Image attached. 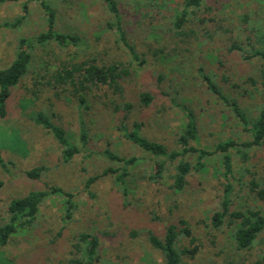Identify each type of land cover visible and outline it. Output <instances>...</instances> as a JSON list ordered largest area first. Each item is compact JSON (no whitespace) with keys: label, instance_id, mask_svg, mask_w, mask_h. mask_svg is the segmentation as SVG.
Here are the masks:
<instances>
[{"label":"rangeland","instance_id":"obj_1","mask_svg":"<svg viewBox=\"0 0 264 264\" xmlns=\"http://www.w3.org/2000/svg\"><path fill=\"white\" fill-rule=\"evenodd\" d=\"M47 1L57 11L59 26L63 30L76 29L81 36L87 31V46L78 51L72 48L67 51L71 54L78 52V61L95 57L105 63L130 61L127 50L118 40L117 32L107 30L100 24L110 19L102 0H72L68 4L62 0ZM117 1L128 40L136 46L139 53L145 54L144 58L148 61L140 70L135 67L138 73L131 79L134 111L127 125L131 127L134 121L144 123V135L175 148L176 135L184 116L167 96L171 95L196 114L201 147L210 150L219 142L228 139L246 141L248 137L243 123L228 103L220 101L206 90L198 69L204 66L206 72L214 76L229 101H237L247 117L253 119L259 116L264 109V87L261 85L259 74L264 67V60L257 58L245 62L242 61L241 53L229 55L227 50L230 43L237 42L243 44L242 48L248 51V36H252V44L262 47L256 39L260 33L249 35L247 31L252 28L261 29L264 34V0L207 1L206 6L212 11L203 8L198 11V16L208 15L219 19L212 31L216 30L212 43L207 37L192 42H181L168 35L169 28H172V17L181 9L183 0ZM26 2L27 0H0V69L7 68L12 62L20 37L35 35L46 29V15L37 1L29 3V15L19 29L1 27L3 23L24 15L23 4ZM244 15L248 18L242 20ZM151 16L154 17L153 21L150 20ZM193 24L189 26L191 29ZM194 28L196 29V26ZM159 31L162 37L154 39L153 34ZM98 36L103 37L100 42H97ZM212 44H218L220 61L225 64L224 68L216 60L207 59ZM152 47H163L166 52L176 57L170 62H162L153 56V51H150ZM53 48L58 57L60 51H57V47ZM40 54L41 51L38 50L36 67L42 62L39 60ZM63 57L64 52L61 51L59 59ZM52 58L55 56H52L50 61L55 60ZM160 75L165 77L161 83L158 82ZM224 76L231 81H224ZM33 77L29 76L22 87L18 88L16 97L26 96L27 90L35 83ZM142 88L152 91L156 96L157 102L151 108H142L136 99ZM177 92H180V95ZM104 93V90L94 89L92 97L89 96L90 110L82 107L71 91L63 92L60 97L52 99L49 103H46L43 97L29 109L28 112L45 110L53 114L54 122L65 127L75 141L81 120L85 122L89 140L87 150L67 165L62 163L60 149L54 139L22 115L17 106V98L11 101L9 116L0 121V153L7 161H13L15 167L10 174L0 169V224L7 220V207L11 200L25 196L31 191L57 186L76 196L78 210L74 222L66 223L63 221L60 199L52 197L42 205L38 243L44 246L52 244L61 231L62 237L51 250L42 249L43 257L39 264H67L70 259V241L82 227H89L101 239L98 264H163V258L148 241L147 231L161 235L165 222L185 218L197 229L201 247L196 258L185 259L184 264H230V260L234 264H264V235L252 252L238 254L233 249L226 227L213 231L210 224L205 225L206 221H209L208 217L220 209L221 180L214 170L218 166L216 158L208 160L209 172L204 176L197 173L192 175L190 191L196 193L194 196L192 193L168 196L164 190L159 192L160 188L156 185L142 180L137 194L128 202L110 176L100 178L92 186L91 192L95 197L85 191V183L89 177L100 175L109 167H116L114 163L98 155L107 148L120 156L142 158V175H148L152 170V158L127 141L122 131H118L117 117L112 116V110L102 104ZM92 98H95V102ZM22 141H25L27 146H24ZM90 153L93 155L87 158ZM247 154L248 160L245 161L233 151L235 176L237 180L242 176L246 185L252 180V175L257 178L264 174V146L248 150ZM36 167H44L40 179L28 178L26 172ZM233 183L239 204L264 211V205L254 200L244 184L240 182L243 186L241 190L238 182L234 180ZM176 201L179 202V208L170 211ZM156 216L162 217L161 220L152 221ZM17 251L25 252V243L20 239L13 241L6 248H0V252L7 256H15Z\"/></svg>","mask_w":264,"mask_h":264},{"label":"trees","instance_id":"obj_2","mask_svg":"<svg viewBox=\"0 0 264 264\" xmlns=\"http://www.w3.org/2000/svg\"><path fill=\"white\" fill-rule=\"evenodd\" d=\"M31 1L40 2L46 15V29L35 35L20 37L12 62L7 68L0 69V121L7 119L9 105L14 98H17V106L22 115L36 126L41 127L54 139L60 149L61 161L67 165L76 156L85 153L87 150L89 140L85 122L81 120L75 141L65 127L54 122L55 116L53 114L51 115L45 110L28 111L36 102L38 104L43 97L46 99V103H49L66 91H71L72 96L78 99L80 105L90 110L89 96L93 94L94 89L104 90L102 104L110 111L112 110V116L117 117L118 131H122L127 141L152 158V170L148 175H142L140 171L142 158L120 156L107 148L98 155L114 163L116 167H109L102 174L89 177L85 183V191L91 197H95L91 192L92 186L100 178L110 176L128 202H131V199L137 194L142 180L156 185L160 188L159 192L162 193L164 190L168 196L189 195L191 193L194 196L196 193L190 191L192 175L197 173L204 176L205 173L209 172L208 160L216 158L219 167L216 166L214 170L221 180L220 209L208 217L209 221H206L205 225L210 224L213 231H220L226 227L229 230V236L236 253L248 254L252 252L256 245L262 241L261 238L264 235V211L260 208L254 209L238 203L233 181L244 184V178L241 176L237 180L235 176L233 151H236L246 161L248 160V150L264 146V109L256 118L247 117L239 108L238 102L229 101L226 93L216 83L214 76L207 73L206 68L201 66L198 69V74L203 79L206 90L220 101L231 106L233 113L243 123L248 139L243 142L228 139L219 142L210 150L201 147L196 114L184 103H179L176 97L167 95L171 98L172 104L178 107L184 116V121L176 135L175 148H170L166 143L144 135V123L134 121L131 127L127 125L129 117L134 111L132 104L134 98L130 88L131 79L138 73L135 71V67L140 70L147 65L148 61L144 58L145 54L139 53L136 46L128 40L122 24L118 1L102 0L110 19L100 24L104 25L107 30L117 32L118 40L127 50L130 61H113L110 63H105L97 57L78 61L76 58L78 52L67 53L71 48L78 51L81 47L87 46L89 42L86 36L87 31L83 32V36H81L76 29H72V31L63 30L59 26L57 11L47 0H27L23 4L24 15L14 21L3 23L1 27L11 30L19 29L29 15V3ZM62 1L68 4L72 0ZM207 1L209 0H183L181 9L176 11L172 17V28H169L168 35L181 42L188 40L192 42V40H201L207 37L212 43L215 40L216 30L212 31L219 19L208 15L198 16V11L200 12L203 8L208 9L209 12L212 11L210 7L206 6ZM150 18L151 21L154 20L153 16ZM247 18L248 16L244 15L242 20ZM194 19L196 20L194 21ZM192 23L194 24L191 29L189 26ZM247 32L249 35L256 32L260 33L256 39L264 47V34L261 29L252 28ZM153 37L154 39L161 38V31L153 34ZM96 39L97 42H100L103 37L98 36ZM246 43L249 46L248 51L242 48L243 44L230 43L231 45L227 50L228 54L241 53L242 61L245 62L257 58L264 60V48L252 44V36L246 38ZM218 44L211 45L207 59L216 60L224 68L225 64L220 61L221 55ZM53 47H57V51H60L58 57L57 52L53 51ZM38 50L41 51L39 60L42 62L36 67ZM61 51L64 52L63 59H59ZM150 51H153V56L162 62H170L176 57L166 52L163 47H152ZM52 56H55L52 58L55 60L50 61ZM57 62L59 64L54 65ZM259 74L261 85L264 87V67ZM31 75L34 76L33 79L35 80L33 87L27 90L26 96L22 95L18 98L17 95L16 97L18 88H21L24 81ZM164 79L165 77L160 75L158 82L161 83ZM224 81L229 83L231 80L224 76ZM177 94L180 95V92ZM45 95H48L47 98ZM92 99L95 102V98ZM136 99L142 108L146 109L151 108L157 102L153 92L145 88L140 89ZM183 99L185 98L183 97ZM22 142L24 146H27L25 141ZM92 155L93 153L87 154V158ZM14 167L15 163L7 161L0 153V169L6 174H10ZM43 171L44 167H36L26 172V176L39 180ZM242 184H240L241 190H243ZM244 186L256 202L264 205V174L257 178L252 175V180ZM52 197L61 200L63 221L66 223L74 222V216L78 210L76 196L61 187L51 186L43 190L31 191L25 196L11 200L7 207V220L0 224V248H6L13 241L20 239L25 243V252L17 251L15 256H7L4 252H0V264H39L43 257L41 256L42 249L51 250V247L56 245L57 240L62 237V231L52 241V244L48 243L47 246H44V244L38 243L41 208ZM174 203L170 207V211L179 208V202ZM161 218L156 216L152 221H158ZM82 228L70 241V259L67 264H98L100 262L101 239L89 227L87 229ZM147 234L151 247L163 258V264H184L185 259L196 258L201 247V240L197 237V229L186 218L165 222L161 235L153 231H147ZM133 235H137V233H133ZM229 263L234 264L232 260Z\"/></svg>","mask_w":264,"mask_h":264}]
</instances>
